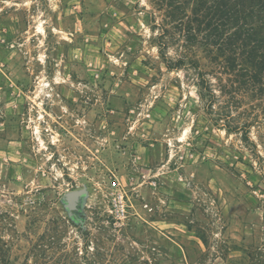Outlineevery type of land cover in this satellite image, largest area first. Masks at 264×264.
<instances>
[{
	"label": "rangeland",
	"instance_id": "rangeland-1",
	"mask_svg": "<svg viewBox=\"0 0 264 264\" xmlns=\"http://www.w3.org/2000/svg\"><path fill=\"white\" fill-rule=\"evenodd\" d=\"M0 264H264V13L0 0Z\"/></svg>",
	"mask_w": 264,
	"mask_h": 264
},
{
	"label": "built area",
	"instance_id": "built-area-1",
	"mask_svg": "<svg viewBox=\"0 0 264 264\" xmlns=\"http://www.w3.org/2000/svg\"><path fill=\"white\" fill-rule=\"evenodd\" d=\"M112 193L110 196V207L113 218L120 220L125 216L126 203L124 194L119 187V184L115 181L111 183Z\"/></svg>",
	"mask_w": 264,
	"mask_h": 264
},
{
	"label": "water",
	"instance_id": "water-1",
	"mask_svg": "<svg viewBox=\"0 0 264 264\" xmlns=\"http://www.w3.org/2000/svg\"><path fill=\"white\" fill-rule=\"evenodd\" d=\"M85 195L84 189L72 190L64 194L63 200L66 208L69 211V215L72 216L78 209L80 199Z\"/></svg>",
	"mask_w": 264,
	"mask_h": 264
},
{
	"label": "trees",
	"instance_id": "trees-1",
	"mask_svg": "<svg viewBox=\"0 0 264 264\" xmlns=\"http://www.w3.org/2000/svg\"><path fill=\"white\" fill-rule=\"evenodd\" d=\"M242 3L246 4V5H250L252 6L253 8L257 7L260 11H262L264 13V0H241ZM236 12V11H235ZM253 12V10L251 11ZM206 17H208V15H206ZM250 17V16H249ZM237 21V20H236ZM181 61V60H180ZM247 63H249V68L251 70H257L258 69V65H255L253 64V62L251 61H247ZM169 69L172 68V66L168 65L167 66ZM200 75H201V88H203L204 90H207L208 92H210L208 90V87H207V83L205 82V80L202 78L203 77V74L202 72H200ZM260 81V80H259Z\"/></svg>",
	"mask_w": 264,
	"mask_h": 264
},
{
	"label": "flooded vegetation",
	"instance_id": "flooded-vegetation-1",
	"mask_svg": "<svg viewBox=\"0 0 264 264\" xmlns=\"http://www.w3.org/2000/svg\"><path fill=\"white\" fill-rule=\"evenodd\" d=\"M78 207H79V204H78ZM77 210H78V209H77ZM77 210H76V211H77ZM76 211H75V212H76ZM75 212H74V213H75Z\"/></svg>",
	"mask_w": 264,
	"mask_h": 264
}]
</instances>
